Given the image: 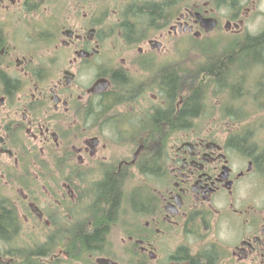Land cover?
<instances>
[{
    "label": "flooded vegetation",
    "instance_id": "af4514ba",
    "mask_svg": "<svg viewBox=\"0 0 264 264\" xmlns=\"http://www.w3.org/2000/svg\"><path fill=\"white\" fill-rule=\"evenodd\" d=\"M95 1L0 0V184L16 193L0 264L40 250L41 264H264V100L237 106L241 73L233 89L221 71L173 73L162 36L118 51ZM252 66L244 86L264 99ZM225 90L233 106L204 97Z\"/></svg>",
    "mask_w": 264,
    "mask_h": 264
},
{
    "label": "rangeland",
    "instance_id": "374dc122",
    "mask_svg": "<svg viewBox=\"0 0 264 264\" xmlns=\"http://www.w3.org/2000/svg\"><path fill=\"white\" fill-rule=\"evenodd\" d=\"M72 0H64V7H67L68 4ZM162 0H97L96 4L97 7L102 10L103 8H107L109 10V14H101L100 10L99 13L96 14V18L101 20L104 24V27L107 29V32L109 33V36L107 39H115L114 44L117 45V49L119 51V48H121L119 45L121 44L118 39L124 38L123 32H122V27L121 25L118 24V18L121 20L122 24V17L121 14L122 12L126 11L127 8L131 4H140L143 2H161ZM171 1V4L173 5V1L176 0H169ZM181 1V0H177ZM184 4L182 7L178 10L179 13H184L187 9L188 6H194L198 5L200 10H203L202 7L207 0H182ZM238 5L237 7H232L229 6L226 2L220 3L219 5L211 7L215 9V18L219 19V27L217 30L210 31L208 30L207 33L203 32L201 37L198 38H183V34H178L175 33L174 31L170 33V29L172 26L176 25V22L178 21V18L180 14H176L173 19H171L170 23L163 29H154L149 31L147 34V37H143L145 39H153V38H164V40H172L171 43H166V48L169 49L167 51V55L171 56V60H173V73L176 72H181V71H188L193 73L194 71L200 72V71H206L208 70V66L210 64H214L215 68L219 67L220 65L223 66L222 62H220L221 57L217 56L218 54H214L210 59H206L204 55H201L200 52H207L210 50H203L201 51L200 46L196 47L197 44L201 45L206 44V46H217L220 51H225L229 46H239V45H244V43H239L240 40L237 38L244 37L246 35H252V36H257L258 34H261L264 32V0H238L237 1ZM187 6V7H186ZM197 7V8H198ZM179 6L177 7V9ZM175 9V8H174ZM176 10V9H175ZM177 11V12H178ZM227 21H232L233 24L235 23H240L242 22L241 25V30L234 32V27L231 32L227 31L225 26L227 24ZM192 36V35H191ZM194 36V35H193ZM203 48H207L203 46ZM213 51V50H211ZM121 54V53H120ZM218 63V64H217ZM227 61L224 62V66H229L231 64V61L227 64ZM211 66V65H210ZM233 66V65H232ZM230 66V71L233 73L234 70H236L238 73H241V77H246L247 79L252 76L254 72L253 66L249 68H242L240 67L239 64L233 68ZM216 68V69H217ZM218 71V70H217ZM220 71V70H219ZM227 76V75H226ZM240 77V78H241ZM200 80L199 78L196 79V82ZM225 80V79H224ZM237 79L236 81H238ZM235 79H229V83H235ZM245 80L242 82V85L238 81L236 84L240 85L241 92L243 94L247 93L245 99H241L240 102L237 103V106H241L242 108H249L248 103L252 102V99H259V101H263L264 99H260V93L257 91H254L250 89V84L246 83V86H244ZM205 85V84H204ZM206 88L215 86L211 84H206ZM209 86V87H208ZM249 86V87H248ZM211 92V91H209ZM245 92V93H244ZM207 95V94H205ZM206 101L209 103H214V102H220L223 105L225 104H230L229 106H233L235 100V95H231L230 91L225 90V91H220L217 94L213 95H208L204 96ZM263 98V97H262ZM235 107V105H234ZM263 115V114H262ZM260 118H264L260 117ZM252 127L254 128L255 131L259 133V135L264 134V122L263 123H258L253 125ZM255 142V141H254ZM250 145V144H249ZM149 181V180H148ZM34 186H29L28 188L31 189ZM148 187V186H147ZM134 189H137L138 186H134ZM37 189V188H36ZM40 189V188H39ZM133 192V190H132ZM16 196V193L9 188H5L4 186H1L0 184V203L3 200H6L7 198H12L14 199ZM24 208V206H23ZM31 240L30 239H24V245H27V242L29 243ZM41 242V239H36L32 241V243L35 245H38ZM11 243V242H10ZM22 243V238H17L16 243L12 242V244H1V247H13V246H18L20 247ZM1 254H4L2 252ZM2 256V255H0ZM4 257V256H2Z\"/></svg>",
    "mask_w": 264,
    "mask_h": 264
},
{
    "label": "trees",
    "instance_id": "16d2710c",
    "mask_svg": "<svg viewBox=\"0 0 264 264\" xmlns=\"http://www.w3.org/2000/svg\"><path fill=\"white\" fill-rule=\"evenodd\" d=\"M238 0H207L205 2H209L210 6L213 7L214 4L215 6L219 5L221 2L225 4V2L232 7H237ZM184 4V2L181 0L179 1H173V5L171 4V1L169 0H162L161 2L157 3V2H143L140 4L135 3L134 5L131 4L126 11L122 12L121 14V19H122V32L124 35L125 39H145L143 37H147V34L149 33V31L154 30L156 28L158 29H163L165 28L171 21V19L174 18V16H176V14H180L179 13V9L182 7V5ZM179 6V8L177 9V7ZM187 7V6H186ZM198 5H194L192 6H188L189 10H194V11H199V7ZM176 10H175V9ZM203 9V7H202ZM178 11V12H177ZM176 13V14H175ZM177 14V16H178ZM192 34H185L182 37L183 38H195ZM238 40H241L244 45H239V46H229V48H227L225 51H220L218 50L219 48L217 46H215L216 48H214V46H206V44H202L199 45L197 44L196 47L200 46L201 51L203 50H210L207 52H200L201 55H204L206 59H210V57H212L214 54H218L217 56L221 57V62L223 64L220 65L217 69L214 67V64H210L208 66V70L212 71V70H220L221 72H224V74L227 73V76L225 77V82H223L221 84V86L225 87V88H235L234 84L229 83L228 80L229 79H235V76L239 75L238 72L236 70H234V72L232 73L230 71V66H232L231 68L235 69L234 67L237 66L239 64V66L242 68H249L252 66V60L255 59L257 61L263 62L264 63V53L262 52L264 49V33L262 35H257V36H252V35H246L244 37L241 38H237ZM203 46L207 47V48H203ZM213 50V51H211ZM227 61V64L231 61V64H229V66H224V62ZM196 72V71H194ZM196 79H193V83H196ZM246 77H241L240 81L243 82L244 80L246 81ZM248 80V79H247ZM178 78H176V76L173 74V86H176L177 82H178ZM176 83V84H175ZM238 91V90H237ZM233 93V91H232ZM245 93V92H244ZM234 95V93H233ZM241 95L243 96V93H241ZM244 95H247V93H245ZM174 98V95H173ZM192 105L193 103H195L194 100H192L190 102ZM174 104V102H173ZM195 106H186L185 110L183 112H189V114H191L192 112H194ZM106 190L110 193L111 190V186H105L104 191L106 192ZM104 201L105 204L107 203V201L111 202V197L108 194V199H106L104 197ZM107 206V204H106ZM106 208L103 209L104 213H105ZM2 213L7 214L6 211H2ZM2 214V215H5ZM11 215V214H10ZM10 215L7 214V216L5 217H1L0 218V240H3V237L8 233V229H10L11 223H12V219L11 217H9ZM99 223V224H98ZM97 223V230L100 231L102 229L105 228L106 224L104 221H99ZM97 237L100 235H96ZM96 236H92L90 238L94 237L96 238ZM91 240L89 238H82V244L84 247L89 246L92 242H90ZM41 250L39 251V253H35L33 254V263H31L30 261L25 260L26 256L23 255L24 258V262L23 264H41L38 262L41 259L40 257H42L41 254ZM20 264V263H19Z\"/></svg>",
    "mask_w": 264,
    "mask_h": 264
},
{
    "label": "water",
    "instance_id": "95a60500",
    "mask_svg": "<svg viewBox=\"0 0 264 264\" xmlns=\"http://www.w3.org/2000/svg\"><path fill=\"white\" fill-rule=\"evenodd\" d=\"M196 17L201 20L203 26L209 28V29H213L215 26H216V21L213 20V19H204L200 16V14H196ZM175 29V28H174ZM188 30V27L185 26L184 27V31H187ZM193 28H189V31L192 32ZM182 31V26L180 25L179 27V32Z\"/></svg>",
    "mask_w": 264,
    "mask_h": 264
}]
</instances>
